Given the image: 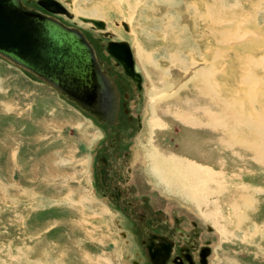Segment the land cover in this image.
I'll return each instance as SVG.
<instances>
[{
  "label": "rangeland",
  "instance_id": "1",
  "mask_svg": "<svg viewBox=\"0 0 264 264\" xmlns=\"http://www.w3.org/2000/svg\"><path fill=\"white\" fill-rule=\"evenodd\" d=\"M38 1L22 0L48 14ZM59 1L72 16L74 4L107 15L99 20L105 31L83 16L58 20L97 48L121 96L119 115L114 125L101 123L0 56V264H151L142 243L147 232L173 239L176 254L190 239L209 242L208 264H264V163L250 144L261 146L254 127L264 124L237 133L212 126L216 118L236 127L237 119L264 117V0ZM105 34L130 46L141 89L108 53ZM174 54L183 60L181 74L170 62ZM153 150L212 172L207 190L196 192L185 177L174 175L184 181V188L171 183L176 189L156 177ZM102 158L109 161L105 180ZM218 210L222 218L210 220Z\"/></svg>",
  "mask_w": 264,
  "mask_h": 264
},
{
  "label": "water",
  "instance_id": "2",
  "mask_svg": "<svg viewBox=\"0 0 264 264\" xmlns=\"http://www.w3.org/2000/svg\"><path fill=\"white\" fill-rule=\"evenodd\" d=\"M38 4L50 13L72 18L55 0H39ZM80 20L105 29L102 21ZM123 26L128 30L126 23ZM107 51L123 64L126 74L140 87V69L129 45L110 42ZM0 56L43 79L99 121L115 122L116 88L100 66L92 44L78 29L27 8L21 0H0Z\"/></svg>",
  "mask_w": 264,
  "mask_h": 264
},
{
  "label": "bare ground",
  "instance_id": "3",
  "mask_svg": "<svg viewBox=\"0 0 264 264\" xmlns=\"http://www.w3.org/2000/svg\"><path fill=\"white\" fill-rule=\"evenodd\" d=\"M22 1V0H21ZM85 2H87V0H84ZM159 1V0H158ZM157 1V2H158ZM166 1V0H165ZM164 1V2H165ZM225 1H227V0H223V2H222V0H220V2L221 3H223V5H225L226 3H225ZM85 2H83V3H85ZM167 2H168V0H167ZM172 2V1H171ZM197 2V1H196ZM23 3V2H22ZM58 3V2H57ZM66 3L68 4V5H71L72 4V0H70V2L68 3L67 1H66ZM158 3H160V1L158 2ZM221 3H219V4H217L218 5V7L219 6H222V4ZM167 4V3H166ZM182 4V3H181ZM199 4H201V2L199 3ZM24 5V4H23ZM259 5V4H258ZM200 6V5H199ZM227 6H228V3H227ZM195 7V6H194ZM231 7V6H230ZM198 8V7H197ZM196 8V9H197ZM217 8V7H216ZM241 8V7H240ZM30 9V8H29ZM43 9H45V8H43ZM121 9V8H120ZM129 9H130V7H129ZM136 9V8H135ZM215 9V8H214ZM46 11H47V9H45ZM194 11V10H193ZM39 12V11H38ZM47 12H49V11H47ZM122 12V11H121ZM50 13V12H49ZM128 13V12H127ZM51 14H53V15H62V14H55V13H52L51 12ZM72 14H73V16L75 17H77V16H83L85 19H90V20H96V21H99V20H103L104 18H106L107 17V15H105V12H103V10H101V8H98V7H96V8H93L90 12L89 11H85V9H80L77 5L75 6V4L73 5V7H72ZM47 16V15H46ZM66 16V15H65ZM73 16H72V18H70V17H68L69 19H73ZM48 17H50V16H48ZM173 17V16H172ZM179 17V16H178ZM52 18H55V17H52ZM80 18H82V17H80ZM80 18H79V20H80ZM56 20H58L57 18H55ZM143 19V18H142ZM173 19H175L174 17H173ZM176 19H177V17H176ZM58 21H60V20H58ZM81 21V20H80ZM178 22H179V20H177ZM176 21V22H177ZM81 22H83V23H86V22H84V21H81ZM103 22V21H102ZM124 22V21H123ZM134 22H135V17L133 16V17H130V18H128V24L130 25V24H132V28H133V25H134ZM177 22V23H178ZM104 23V22H103ZM86 24H91L95 29H97L92 23H86ZM105 24V29H106V23H104ZM127 24V23H126ZM127 24V25H128ZM65 25V24H64ZM129 25H128V30H126L125 28H124V26H123V23H122V27L125 29V31L126 32H130V30H129ZM171 25V24H170ZM173 25V24H172ZM66 26V25H65ZM68 27V26H67ZM69 28H71V27H69ZM76 29V28H75ZM105 29L104 30H100V29H97V30H100V31H105ZM147 29H148V27H147ZM147 29H145L144 30V32L145 31H147ZM170 29H172V28H170ZM182 30H183V28H182ZM171 31V30H170ZM112 32V31H111ZM132 32V31H131ZM169 32V31H168ZM174 32V31H173ZM181 32V31H180ZM133 33V32H132ZM171 33V32H170ZM175 34V33H174ZM180 34H182V33H180ZM175 36V35H174ZM173 36V37H174ZM178 35H176V39L178 38L177 37ZM105 37H106V34H105ZM246 37L247 36H243V37H241V39L240 40H242L243 42L245 41V39H246ZM106 38H108V35H107V37ZM87 39V38H86ZM173 40V39H172ZM175 40V39H174ZM173 40V41H174ZM179 40V39H178ZM177 42V41H176ZM180 42H181V40H180ZM179 43V42H178ZM181 43H183V42H181ZM180 43V44H181ZM179 44V46H181ZM93 47V46H92ZM130 47V46H129ZM174 47H176V46H174ZM182 47V46H181ZM94 49V48H93ZM172 49H174V48H172ZM176 50V49H175ZM180 50V49H179ZM178 50V51H179ZM94 51H95V49H94ZM135 52H136V54H137V56H138V59L140 60V62H145V63H147V60L149 59V56H147V54H145V53H143L141 50H140V47L138 46V47H136L135 48ZM96 54V53H95ZM110 54V53H109ZM111 55V54H110ZM112 56V55H111ZM113 58H115L114 56H112ZM153 57V56H152ZM96 58H97V55H96ZM98 59V58H97ZM116 59V58H115ZM170 62L172 61V63H173V66H175V67H179V72H178V74H181V73H183L182 72V70H183V68H184V65H183V63H181V62H183V60L182 59H180V55L179 56H177L176 54H174V55H172V56H170ZM117 60V59H116ZM139 60H138V62H139ZM264 60V59H263ZM118 61V60H117ZM119 62V61H118ZM120 63V62H119ZM150 63H152V62H150ZM12 65H14V66H16V67H18V68H20V69H24V68H22V67H20V66H18V65H16V64H12ZM121 65L123 66V64L121 63ZM139 65H141V63L139 64ZM154 65V64H153ZM124 67V66H123ZM24 70H26V69H24ZM124 70H125V68H124ZM27 71V70H26ZM185 71V70H184ZM29 72V71H28ZM30 73V72H29ZM126 73V72H125ZM189 73V72H188ZM32 74V73H31ZM34 75V74H33ZM127 75V74H126ZM128 77H130L129 75H127ZM189 76V75H188ZM146 77V76H145ZM131 79H133L132 77H130ZM38 79H40V78H38ZM41 81H43V82H45L43 79H40ZM112 80V79H111ZM134 80V79H133ZM135 81V80H134ZM148 81V80H147ZM113 82V81H112ZM136 83H137V85H138V87H139V83L137 82V81H135ZM149 82V81H148ZM46 83V82H45ZM173 83V82H172ZM48 84V83H47ZM114 85H115V83H113ZM173 84H175V83H173ZM150 85V84H149ZM115 88H116V85H115ZM140 89L142 88V80H141V83H140V87H139ZM149 89H150V87H149ZM154 89V88H153ZM219 89V88H218ZM151 90V89H150ZM165 91V90H164ZM168 93H169V91H167ZM167 92H165V93H167ZM235 92V91H234ZM117 95H119V92H118V89H117ZM158 94V92H156L155 90H154V94ZM167 93V94H168ZM163 94V93H162ZM161 94V95H162ZM166 96H168V95H165V94H163V96H162V98H164V97H166ZM161 98V96H160V94L157 96V98ZM242 97V96H241ZM248 97V96H247ZM212 99V98H211ZM238 100H239V98H238ZM243 100V99H242ZM237 101V100H236ZM119 102V106H120V96L118 97V100H117V103ZM229 102V101H228ZM235 102V101H234ZM240 102V101H239ZM251 102V101H250ZM233 103V102H232ZM231 103V105L232 106H236V107H238L239 105L238 104H236V105H233ZM230 104V103H229ZM223 105H225V104H222V106ZM228 105V104H227ZM253 105V104H252ZM259 105V104H258ZM78 106V105H77ZM216 106H219V105H216ZM224 107V106H223ZM241 107V106H240ZM249 107V106H248ZM261 107H263V106H261ZM232 108V107H231ZM230 108V109H231ZM226 109V108H225ZM227 109H228V107H227ZM230 109H228L229 111H231L232 112V109L230 110ZM237 109H239V108H237ZM255 109V108H254ZM233 110H236V108L235 109H233ZM256 110V109H255ZM262 110H264V109H262ZM239 111H240V109H239ZM239 111H235L234 113H232V114H235V117L237 116L238 117V115H236V113L237 112H239ZM248 111V110H247ZM228 112V111H227ZM223 113V112H222ZM243 113H245V112H243ZM243 113H241V114H243ZM253 113V112H252ZM257 113V112H256ZM255 113V114H256ZM263 113V115H264V111L262 112ZM261 113V114H262ZM238 114V113H237ZM249 114V113H248ZM118 115H119V108H118V114H117V117H118ZM221 115V114H220ZM223 115V114H222ZM245 114H243V116H244ZM251 115V114H250ZM93 117V116H92ZM234 117V116H233ZM258 117H260L259 115L257 116V117H254V116H250V117H245V118H243V120H241L240 121V119H237L236 120V122H243L244 124L241 126V127H239L240 125H241V123H239V126H238V124L235 122V125H236V127L234 126V127H232L233 126V124H228V123H230V122H225V121H223V120H220V119H217L216 118V120H218V121H215L214 123H212V126H215L216 128H218L217 126L219 125V126H221V127H227V126H230L229 128H228V131L229 132H233V133H237V131H239L240 129H242V131H243V128L245 129V130H248L249 132L250 131H252V128H253V124L255 125V124H264V117L263 116H261L260 118H258ZM263 117V118H262ZM97 119V118H96ZM241 119H242V117H241ZM213 121V120H212ZM101 123H104V124H108V125H114L117 121L115 120V122L114 123H108V122H106V121H100ZM260 124V125H261ZM245 126H247V127H245ZM255 128V131H256V133L259 131V134L260 135H262V138L261 137H259L260 138V144H261V146L256 150L255 148H254V145H255V143H253V141H252V143H250L251 144V146H253V148L251 147V149H254V151L255 152H257V158H255V159H257V161L258 162H263L264 163V126H258V127H254ZM241 131V130H240ZM239 131V132H240ZM248 131H244V133H249ZM256 133H255V135H256ZM251 134V133H250ZM252 135H254V134H252ZM256 136H258V135H256ZM255 137V136H254ZM258 138V139H259ZM256 139V138H255ZM237 141H242L243 142V140L242 139H236ZM255 142V141H254ZM258 142V141H257ZM257 142H256V145H257ZM259 144V145H260ZM230 146V145H229ZM234 146V145H233ZM233 149V148H232ZM148 157H149V159L151 160L150 162H151V172L156 176V177H160L162 180H164L165 181V183H168V184H175V183H173V182H175V181H181V184L183 185V188H184V181H182L181 179H177V178H175L174 177V175H176V176H178V178L179 177H185V180H186V182L187 183H191V182H193V181H195V183H196V185L195 186H197L196 187V192L197 191H200L201 190V192L203 191V189L204 190H207V188L209 187V183H210V181H212L210 178L213 176L212 174V172H211V174L209 173V171L207 170V171H203L201 168H199V167H195V166H193V165H190L189 163H186V165L185 164H183L181 161H177L178 159H176V161L175 160H173V161H170L168 158V160L167 159H165V158H163L162 156H161V153H159V151H156V150H153L152 152H151V154L150 155H148ZM174 157V156H173ZM172 157V158H173ZM259 159V160H258ZM257 162V163H258ZM205 173V174H204ZM206 174H208L209 175V177L208 176H204V175H206ZM204 177H206L207 179H205ZM216 178V177H215ZM201 180H204V182L203 181H201ZM214 180V179H213ZM178 183V182H177ZM198 183H200V184H198ZM172 184H171V186H172ZM176 185V184H175ZM192 185V184H191ZM200 187H199V186ZM220 185V184H219ZM218 185V186H219ZM180 186V185H179ZM194 186V187H195ZM173 188L175 187V189H176V186H172ZM171 187V188H172ZM244 187V186H243ZM172 188V189H173ZM246 188L247 187H245V190H246ZM179 189V188H178ZM190 189V188H189ZM188 189V192H187V194L189 193V195L191 194V192H189L190 190ZM182 190V189H181ZM209 190V189H208ZM174 191V190H173ZM177 192H179V191H177ZM181 192H183V191H181ZM185 193H186V191H185ZM195 193V192H194ZM209 193H210V191H209ZM186 194V195H187ZM196 194V193H195ZM201 194V193H200ZM204 194V193H203ZM185 194H183V196H184ZM197 195V194H196ZM198 195H199V192H198ZM208 195V194H207ZM204 196H205V194H204ZM198 197H200V196H198ZM185 198V197H184ZM189 198V197H188ZM201 198H203V197H201ZM194 199V198H193ZM199 199V198H198ZM203 200V199H202ZM204 200H205V198H204ZM203 200V201H204ZM194 201H197V200H194ZM198 202V201H197ZM196 203V202H195ZM201 205V204H200ZM244 205V207H247V204H243ZM199 206V205H198ZM234 210H235V208H234ZM210 212H212V211H210ZM244 213V212H243ZM237 214V213H236ZM239 216H240V214H239ZM242 217V216H241ZM241 217H239L240 219H241ZM208 218L210 219V220H213V221H215V220H218V218H222V216H221V214L219 213V210L218 211H214V213L213 214H208ZM224 233H225V231H224ZM223 234V233H222ZM224 236H226V234H224Z\"/></svg>",
  "mask_w": 264,
  "mask_h": 264
},
{
  "label": "flooded vegetation",
  "instance_id": "4",
  "mask_svg": "<svg viewBox=\"0 0 264 264\" xmlns=\"http://www.w3.org/2000/svg\"><path fill=\"white\" fill-rule=\"evenodd\" d=\"M55 1L58 2L63 8L65 7L62 3H60L59 0H55ZM64 1H66V0H64ZM64 1H62V2L64 3ZM40 13H42V12H40ZM42 14L50 16V17L52 16V17H55L57 19L59 16V15H53L51 13L49 14V12H48V14H45V13H42ZM60 16H62V15H60ZM62 17H64V16H62ZM62 23H64V22H62ZM72 23H73V21H72ZM122 29L124 32H126L123 27H122ZM107 40H108L107 42H109V43L112 42L109 35H108ZM93 48L95 49V53L97 55V53H98L97 48L95 46H93ZM119 64L121 65V63H119ZM116 92H117V90H116ZM120 100H121V96H120ZM118 108H119V105H118ZM126 112L128 113V111H125V113ZM117 119H118V117L116 118V121H117ZM101 161L104 164V168H105L102 170V178H103V180H105L110 175V171H109V167H108L109 161L106 160L105 158H102ZM116 193H117L116 197L118 199L120 197V194L118 192H116ZM110 198H111V196H110ZM149 214H152V213L149 212ZM142 216L143 217H140L138 220H136L137 221L136 223L137 224L139 223L138 226L143 225L144 222H146L145 221V219H146L145 215L143 214ZM193 225H196V224L194 223ZM194 227L197 228L198 226H194ZM198 231H200V230H198ZM205 231L207 233H211L213 230L209 226H207ZM142 243H143V245L146 246L151 264H208V259L210 256H212V249L209 246L210 245L209 242H207L205 245H200L199 241L193 240V239H190L189 245L180 246L178 254H176V250L178 249V245L176 244V242L173 239L169 238L167 235H158V234H155L152 232H147L143 238Z\"/></svg>",
  "mask_w": 264,
  "mask_h": 264
}]
</instances>
